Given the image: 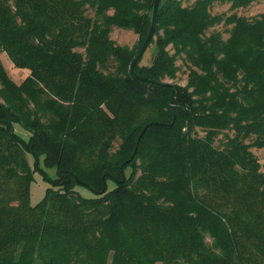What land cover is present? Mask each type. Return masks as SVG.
Wrapping results in <instances>:
<instances>
[{
  "label": "trees",
  "instance_id": "trees-1",
  "mask_svg": "<svg viewBox=\"0 0 264 264\" xmlns=\"http://www.w3.org/2000/svg\"><path fill=\"white\" fill-rule=\"evenodd\" d=\"M189 1H161L155 57L135 67L171 84L183 61L174 122L171 89L130 72L155 0H0V264H264V14ZM37 172L50 187L33 207Z\"/></svg>",
  "mask_w": 264,
  "mask_h": 264
},
{
  "label": "rangeland",
  "instance_id": "rangeland-1",
  "mask_svg": "<svg viewBox=\"0 0 264 264\" xmlns=\"http://www.w3.org/2000/svg\"><path fill=\"white\" fill-rule=\"evenodd\" d=\"M196 0H190L186 2L185 5H192ZM213 15H224L226 17L231 16L233 13L230 10V5L220 6L216 5L212 10ZM88 14L93 16V11H89ZM238 16L247 18L249 20H254L258 18L260 15L264 14V0H258L248 9H242L237 12ZM221 32L223 33L224 39L229 38V28L221 25L216 27L212 32ZM111 35L112 40L121 47H128L130 49H134L138 44V36L135 35L133 32L120 30L115 31ZM209 33V34H210ZM82 52V51H81ZM155 57V48L150 46L146 51L143 59L142 65H150ZM2 64L10 76V78L17 84L20 85L24 82V80L30 75L28 71L18 70L14 67L11 61L8 59L6 54L1 55ZM178 66L180 67V72L178 77L175 81L170 82L171 84H177L179 86L185 87L188 81V69L185 67L183 61L178 62ZM17 133L24 139L28 140V134L24 131L23 128L17 126L16 127ZM219 140H223V136L219 138ZM253 153L259 159L261 165H264V148H254ZM28 162L31 168H34V158L31 155H27ZM51 175H54V172H50ZM50 186L48 183L43 179L41 173L37 172L34 175V181L30 188V203L33 207L38 205L46 196L47 190ZM109 191H112L115 188L114 183L110 182L108 184ZM76 192L84 199H95L96 196L88 189L84 187H77Z\"/></svg>",
  "mask_w": 264,
  "mask_h": 264
},
{
  "label": "water",
  "instance_id": "water-1",
  "mask_svg": "<svg viewBox=\"0 0 264 264\" xmlns=\"http://www.w3.org/2000/svg\"><path fill=\"white\" fill-rule=\"evenodd\" d=\"M162 0H155L154 3V10H153V16H152V22H151V27H150V31L149 34L143 44V46L141 47L136 59L134 60V62L132 63L131 67H130V72L133 75L134 78L144 82V83H148V84H152V85H159V86H167L171 89V107L174 113V122L176 119V90L175 87L169 83H164V82H154V81H150L144 78L139 77L136 73H135V67L136 65L142 60V58L144 57L146 51L148 50L149 46L151 45L154 37H155V33H156V27H157V18H158V12H159V8H160V4H161ZM149 127V126H148ZM148 127L146 128V130L148 129Z\"/></svg>",
  "mask_w": 264,
  "mask_h": 264
}]
</instances>
